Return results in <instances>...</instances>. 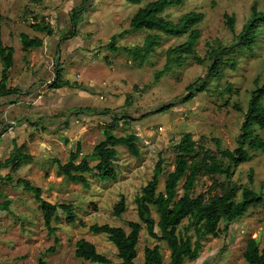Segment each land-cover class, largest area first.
Wrapping results in <instances>:
<instances>
[{
	"label": "rangeland",
	"instance_id": "rangeland-1",
	"mask_svg": "<svg viewBox=\"0 0 264 264\" xmlns=\"http://www.w3.org/2000/svg\"><path fill=\"white\" fill-rule=\"evenodd\" d=\"M258 1L262 8L264 1ZM85 2L86 7L77 10L76 7ZM253 3L254 0H186L183 6L168 8L165 15L176 23L191 11L205 13V19L199 25L202 36L196 46V55L204 58L209 44L221 42L233 45L235 34L242 30L250 17ZM144 5L145 2L135 5L127 0H45L41 4H34L31 0H0V12L5 18L3 40L15 49V64L8 85L15 84L24 93L19 95L20 99L11 103L13 107L9 106L6 113L10 118L3 117L4 112L0 108V124L4 119L10 123L6 126L12 124L18 127L23 119L28 122L40 121L38 127L30 126L29 132L25 131L23 135V143L27 144L28 153L35 157L34 162L13 174V181L3 179L10 173V169H0V202L12 199L9 210L0 208V264H38L40 258L45 259L46 264H101L75 256L76 242L81 238L95 244L100 253L111 259L109 264H122L117 248L108 236L92 233L89 227L95 223L110 224L123 227L129 232V223L140 221L136 197L153 177L161 157L165 160V172L160 177L159 191H164L167 173L175 167V145L184 133H193L198 148H210L214 153H217L214 139L220 140L225 149L233 150L237 147L244 114L236 110L234 105L239 103L243 109H247L250 92L256 86L255 80L258 78L260 85L264 84V26L253 50L244 48L241 50L243 52L235 50L232 54V57H238L236 69L228 68L223 78H215L210 91L197 95L190 102L180 103L187 95V86L199 77L206 76L210 62L199 63L193 56H187L182 66L174 67L158 82L155 75L166 63L167 49L184 43L187 35L171 37L163 34L162 45L143 65L134 64L124 47L143 45L150 32L148 30L136 31L119 39L116 51L107 48L113 36L129 29L133 15ZM226 14L236 17L234 33L226 23ZM42 18L52 23L55 34L60 37L61 45L58 49L61 57L51 55V50L46 53L43 47L23 50L21 33H27L30 37L39 36L44 40L49 37L32 27L33 23ZM66 36L70 38L61 39ZM79 55H83V58ZM57 59L64 67L66 77L74 76L79 80L75 86L60 89L50 87ZM26 60H29V66L24 72ZM31 62L37 63V66L31 67ZM1 71L0 61V80ZM34 81L49 97L54 94L63 95L66 91L76 95L83 93L96 103L92 110L100 111L99 108L108 107L115 109L117 116L128 111L138 119L141 114L165 103L173 102L175 107L144 120L121 121L115 135H138L142 155L136 158L126 146H118V158L115 161L117 180L102 181L88 174L91 183L87 189L79 183L66 180L59 173L54 159L66 163L79 142L84 154L92 153L94 146L105 138L104 128L111 117L86 112L69 118L70 114L58 106L33 103L26 97V93L28 87L33 88ZM229 84L234 87L232 92L227 90ZM128 97L132 98V106H127ZM227 101L229 104H226ZM75 104L80 103L76 101ZM67 121L69 127L65 123ZM258 132L264 139V130ZM6 133L4 138L8 140ZM5 150L0 161L9 155V151ZM252 154L254 158L237 167L231 178L240 196L241 189L249 185L251 170L254 171V184L250 187L260 191L264 184V153L254 151ZM90 163L95 165L97 161L92 159ZM19 178L29 179L39 186L43 191L42 196L51 203L74 204L78 214L76 223L69 224L66 214L61 211L60 220L52 223L56 232L51 234L35 195L17 185ZM216 180L225 181L222 175H218ZM182 184L183 181L180 183L178 197L183 195ZM213 184L214 179L201 176L193 195L207 192L214 187ZM122 195L126 196L127 210L122 217H117L113 213L114 206ZM153 215L158 219L155 211ZM81 222L86 226L81 225ZM188 223L186 219L180 226L181 232H184ZM220 227V235L202 240L200 257L195 261L187 260L184 264H248L243 257L248 239L256 238L260 246H264V204L252 206L245 216L230 225L228 232L225 231V222ZM188 234L196 240L193 229ZM158 244L161 246L164 264H167L171 254L167 243L151 238L143 225L135 264H145L146 247L152 248ZM50 248H55V251L49 252Z\"/></svg>",
	"mask_w": 264,
	"mask_h": 264
},
{
	"label": "trees",
	"instance_id": "trees-1",
	"mask_svg": "<svg viewBox=\"0 0 264 264\" xmlns=\"http://www.w3.org/2000/svg\"><path fill=\"white\" fill-rule=\"evenodd\" d=\"M45 0H31L34 4H41ZM131 4L141 5L139 10L133 15L129 29L115 35L109 41L107 48L118 50V40L140 30L150 31L143 45L134 47H124V51L129 54L136 65L146 63L151 54L162 45V35L171 37H183L187 35V40L177 46H173L166 51V63L163 69L155 75L158 82L164 75L171 72L174 67L182 66L185 57L193 56L199 63L210 62L208 72L205 77H199L196 81L187 86V95L182 98L180 103L192 101L197 95L211 90L215 78H223L225 70L228 68L236 69L239 61L238 57H232L235 50L241 51L244 48L253 50L264 26V6L259 7V1L254 0L251 7V14L242 30L235 34L233 45H225L221 42L209 44V50L204 58L196 55V46L202 36L199 25L205 19L204 12L191 11L184 14L178 22L169 20L165 15L166 10L174 6H183L186 0H127ZM264 1V0H263ZM86 2L78 9H84ZM76 16V13L73 15ZM229 29L235 32L236 17L225 15ZM5 18L0 12V61L2 64L0 80V96L24 94L19 87H9L10 71L14 66L15 49L8 46L3 40V22ZM34 30L53 36L55 30L53 25L42 18L32 24ZM21 43L23 50L28 51L33 48L44 46V39L39 36L30 37L27 33H21ZM70 38L66 36L67 39ZM243 52V51H241ZM256 86L251 90L247 109H243L239 103L234 105L235 109L244 114V121L241 125L240 134L237 138V147L233 150L225 149L222 142L214 139L217 153L210 148H198L197 141L191 132L182 135L180 141L175 145L176 158L175 167L167 173L164 191H159L160 177L165 172V160L161 157L155 166L153 177L142 188L141 193L135 199L140 221L129 223L130 231L127 232L123 227L112 226L110 224L99 225L97 223L89 227L95 234H106L108 239L116 246L118 256L122 264H135L138 256L137 247L140 241V233L145 225L148 235L159 241L167 243L170 250V259L167 264H184L187 260L195 261L200 257L203 247L202 240L209 236L221 234V223L225 222V231L235 221L245 216L252 206L264 204V184L260 191H255L251 185L254 184V171L249 174V185L238 193L235 184L231 183L234 170L241 164L247 163L254 158L252 152L264 153V139L260 136L259 130H264V84L260 85V80H255ZM64 86L73 87L75 84L65 78V69L56 60L54 79L50 84L52 88H62ZM138 88V87H136ZM233 85H228L227 90L232 92ZM223 93V92H222ZM127 106H132V98L128 97ZM229 104V101L226 102ZM175 107V103H165L157 109L140 115L135 118L131 112L125 111L123 115L117 116L116 110L112 108H78L71 111L70 117L80 116L84 113H94V115H109L111 121L107 122L104 128L105 138L96 144L90 154L83 153V146L79 142L74 151L70 153L66 163L58 159L54 162L58 165L59 173L72 183H79L84 188H90L88 174H93L102 181L117 180L118 172L115 168V161L118 158V146H126L129 153L140 158L142 150L139 144L140 137L135 133L117 136L115 130L120 127V122L129 120H144L154 114H163ZM68 118V119H69ZM69 127L68 121L65 122ZM31 126L38 127L37 121H30ZM10 126V125H9ZM45 129V127H42ZM8 128H2L1 136L7 132ZM33 138V136H31ZM35 157L28 153L26 143L18 145L15 141L9 156L0 161V169H10V173L3 177L4 180L13 181V174L17 173L23 166L34 162ZM96 160L92 165L90 160ZM222 175L224 182H218L216 177ZM201 176H208L214 179V187L205 193L193 195L196 185ZM183 181V195L178 197L180 183ZM18 186H23L26 191L32 192L43 212L45 225L51 234L56 232L52 226L54 221H59V213L66 214V221L69 224L76 223L78 214L72 203H51L42 195L43 191L39 186L33 184L29 179L19 178ZM220 190V191H219ZM239 195V196H238ZM12 199L7 198L0 202V208L9 210ZM127 210L126 196L114 206V215L122 217ZM153 211L158 215V219L153 215ZM189 220L184 232L180 231V226L185 220ZM81 225L84 223L81 222ZM193 229L196 233V240L188 232ZM55 248H50L49 252H54ZM75 256L80 259L94 263L109 264L111 259L100 253L95 244L81 238L76 242ZM243 257L248 264H264V246L256 238H249ZM38 264H46L45 259L40 258ZM145 264H164V257L161 246L146 247Z\"/></svg>",
	"mask_w": 264,
	"mask_h": 264
},
{
	"label": "crops",
	"instance_id": "crops-1",
	"mask_svg": "<svg viewBox=\"0 0 264 264\" xmlns=\"http://www.w3.org/2000/svg\"><path fill=\"white\" fill-rule=\"evenodd\" d=\"M52 24V23H51ZM54 27V26H53ZM56 32V31H55ZM44 34V33H43ZM46 35V34H45ZM48 36V35H47ZM50 37V38H49ZM47 37L45 40H44V46L43 48H45V52L48 53L49 50H51V55H56L57 57H61L60 54H59V45H61L60 43V37L57 35V34H54L53 36H49ZM54 42V44H53ZM51 43V44H50ZM49 44V49H48V45ZM52 45V46H51ZM51 46V47H50ZM42 48V47H41ZM47 48V50H46ZM29 51V50H28ZM28 55V54H27ZM29 56V55H28ZM42 54H41V59H42ZM79 57H82L83 58V55H79ZM27 61V65L25 66L24 68V72L26 71L27 69V66H29V60H26ZM15 64V62H14ZM30 66L31 67H36L37 66V63H34V62H31L30 63ZM14 67V66H13ZM12 70L13 68L11 69L10 71V80H11V73H12ZM23 73V71L20 73L19 76H21ZM68 74V73H67ZM19 76H18V79H19ZM29 78H30V74H29ZM65 78L70 80L71 83L73 84H76L77 81H79L78 79H76V77H66V74H65ZM21 81V79L19 80ZM20 85H22L23 83L19 82ZM34 86L33 88H27V93H26V97H28L31 102L33 103H38L39 105H47V103L49 105H52V106H55L57 108H62L63 110L62 111H67L68 113H70L71 111H74L75 109H78V108H93L94 105L96 104L91 98H88V97H85V95L83 93H80L79 95H76V94H72L71 93H67V91L65 92V94L63 95H58V94H54L52 95V97H49L47 95H45L46 93H43L37 86L38 83H36L35 81L33 82ZM9 87H18L17 85L15 84H10ZM31 87V86H30ZM20 88V87H19ZM30 89V90H29ZM67 88L63 89V90H66ZM56 93V92H55ZM21 96L19 95H9V96H3L1 99H0V108L2 109V111L4 112L3 114V117L5 118H10L8 117L9 115H7V111L9 109V106L13 107L11 105V103H13L16 99H20ZM76 101H79L80 104H75ZM82 103H87L85 105H82ZM3 105V106H2ZM7 116V117H6ZM9 121H5V119L3 120V123H1L0 125H2L0 131H2V128H8L7 130V133L6 135H8V140H6L4 138V134L1 136L0 138V159L1 157L3 156V154L5 153V149H7L10 154V152L12 151L13 148H11L13 146V143L16 141L17 144L20 146L22 144H24V137L23 135L25 134V131L26 132H29V127L31 126L28 122V121H25L24 119L21 121V124H20V127L18 126H12V124L9 126L6 124H10L8 123ZM13 129V132L10 133L9 131ZM28 130V131H27ZM20 133V135L18 136V134ZM11 146V147H10ZM5 150V151H4ZM7 152V151H6ZM9 156V155H8ZM7 156V157H8ZM5 160V159H4Z\"/></svg>",
	"mask_w": 264,
	"mask_h": 264
},
{
	"label": "built area",
	"instance_id": "built-area-1",
	"mask_svg": "<svg viewBox=\"0 0 264 264\" xmlns=\"http://www.w3.org/2000/svg\"><path fill=\"white\" fill-rule=\"evenodd\" d=\"M9 132L11 133V130Z\"/></svg>",
	"mask_w": 264,
	"mask_h": 264
}]
</instances>
